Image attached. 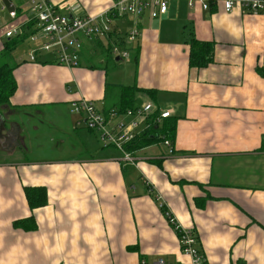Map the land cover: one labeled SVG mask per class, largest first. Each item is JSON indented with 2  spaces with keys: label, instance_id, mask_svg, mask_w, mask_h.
<instances>
[{
  "label": "crops",
  "instance_id": "0c3cea01",
  "mask_svg": "<svg viewBox=\"0 0 264 264\" xmlns=\"http://www.w3.org/2000/svg\"><path fill=\"white\" fill-rule=\"evenodd\" d=\"M50 1L79 3L89 15L114 3ZM0 9L1 52L12 25L33 22L35 30L36 19L28 0H0ZM13 9L17 19L9 15ZM131 29L139 31L134 42L126 35ZM115 30L110 39L124 40L123 49L132 46L137 54L110 73L111 82L104 66L111 55L98 42L86 44L82 64L71 69L46 52L38 62L12 57L17 90L0 121L7 116L12 125L27 128L18 109H35L36 117L49 116L65 125L61 129L77 131L83 144L78 146L90 154L19 161L12 159L17 134H0V151L11 157L0 160V264H159L160 258L193 264L166 211L179 226L194 230L207 264H264V13L227 12L220 2L205 11L170 0L166 14L125 16ZM193 36L214 43L205 67L189 63ZM107 84L155 90L154 96H137V104L154 110L133 117L140 121L135 131L142 132L153 114L156 119L170 111L171 137L160 134L157 142L133 151L129 162L114 147L98 148L71 103L86 97L105 108ZM47 107L51 114L43 111ZM131 117L123 113L118 120L128 123ZM94 134L100 141V133ZM25 185L46 186L48 203L31 209ZM30 216L36 229L14 226Z\"/></svg>",
  "mask_w": 264,
  "mask_h": 264
},
{
  "label": "built area",
  "instance_id": "2783aa9c",
  "mask_svg": "<svg viewBox=\"0 0 264 264\" xmlns=\"http://www.w3.org/2000/svg\"><path fill=\"white\" fill-rule=\"evenodd\" d=\"M170 0H114V3L103 13L98 15L85 14L79 3H66L57 5L50 0H28L33 16L36 19V32L30 36L32 42L42 39L40 49L46 52H53L60 63L69 67L76 66L82 58V50L86 42L108 39L112 30V21L125 16H141L146 11L151 17H158L168 12ZM190 8L200 7L209 11L212 3H222L224 10L231 12L234 9H244L250 13H264V0H185ZM1 13V9H0ZM12 19H17V11L9 13ZM6 31V37H12L20 32V24H15ZM139 31L131 29L128 35L130 41L138 38ZM111 52L120 58H127L128 51L122 50L114 45ZM31 62L36 60V50L28 53ZM153 109L152 104H144L135 107L125 114L132 116L126 123L118 120L113 113L107 119L99 113L93 102L86 98L73 101L72 112L80 116L79 124L88 129L95 130L101 135V142L104 147H115L122 153V160L129 162L133 160V153L126 149V145L139 134L135 131L139 124L137 118L146 117ZM170 111L159 114L156 120L167 118ZM133 117H137L134 120ZM164 144L169 146L170 153H173L170 140L165 139ZM161 207H165L162 202ZM169 222L177 231L183 251L192 258L193 264H207L203 253L197 248V236L193 229L183 228L178 225L174 215L165 212ZM159 264H166L163 258L158 260Z\"/></svg>",
  "mask_w": 264,
  "mask_h": 264
},
{
  "label": "trees",
  "instance_id": "16d2710c",
  "mask_svg": "<svg viewBox=\"0 0 264 264\" xmlns=\"http://www.w3.org/2000/svg\"><path fill=\"white\" fill-rule=\"evenodd\" d=\"M214 3L211 4L210 9H212ZM118 20V19H116ZM116 20L114 19L112 21V30L108 35V42L103 43L101 39L99 40H94L90 42H98L100 44V47L105 49L108 53H110L111 56L115 55L112 54L111 48L114 45L119 46L122 50L123 49V44L124 40H119V41H114L110 39L111 36H114L115 33V22ZM34 23L31 22L27 24V26L22 25L20 26V32H18L15 36L12 37H6L9 38L7 39L5 43V48L0 52V106H5V105H11V98L15 94L17 90V81L14 75V69L17 66V63L12 60V55L11 52L17 47L19 42L29 39L32 34H34V30L32 29V25ZM129 30L127 32V38L129 35ZM124 37L125 41H129ZM29 52L32 50H36V60L34 62L38 61H44L41 58V55L43 51L40 49V45L42 43V39H40L37 42H32ZM86 42L83 50H82V58L81 61L74 67H78L82 64L83 60V55L86 51V44L90 43ZM134 42V41H131ZM189 46H190V56H189V63L192 67H205L209 63L212 62L213 59V50H214V43L209 42V41H202L196 39L194 36L189 38ZM128 51V50H125ZM28 52V53H29ZM50 53L51 55L56 58V54L53 52H46ZM129 53V51H128ZM129 56V55H128ZM124 59V58H121ZM66 66V65H64ZM140 93H145V94H151L154 96L156 94V91L153 89H145V88H140L137 85H121V84H107L106 87V92L104 95V107L105 108H98L97 104L95 101L90 100L93 102L96 110L101 113L105 118H109L110 115L113 113L116 116H119L121 114H125L127 111L135 108V107H140L142 105L137 104V96ZM81 98H86V97H81ZM80 99V98H78ZM76 99V100H78ZM87 99V98H86ZM75 101V100H74ZM73 102L71 103V105ZM72 112V108H71ZM73 113V112H72ZM75 114V113H73ZM155 114H153L149 120L150 124L147 125V127L142 131L139 132L138 135H136L130 143L126 145V149L129 150L130 152L136 151L140 148H143L145 146H149L155 142H157L161 136L160 134H164L165 137L170 138L171 134L175 130V123L174 121H169L168 118H166L163 122L164 124L162 126H156L158 124H155L156 119ZM154 118V119H153ZM79 124V122H78ZM81 125V124H79ZM83 125V124H82ZM84 126V125H83ZM85 127V126H84ZM87 128V127H85ZM92 130V129H90ZM95 131V130H92ZM101 141V140H100ZM102 144V142H101ZM103 145V144H102ZM112 147V146H110ZM115 148V147H114ZM24 192L29 204V207L31 209H35L38 207L45 206L48 203V192H47V187L46 186H30L26 185L24 186ZM200 199H197L196 202L199 203ZM14 226L17 228H21L23 230H32L37 228V224L35 221L34 216H30L24 219H18L14 222ZM198 239V237H197ZM135 248V247H133ZM197 248L201 253L202 249L200 248V242L198 239L197 242Z\"/></svg>",
  "mask_w": 264,
  "mask_h": 264
},
{
  "label": "rangeland",
  "instance_id": "374dc122",
  "mask_svg": "<svg viewBox=\"0 0 264 264\" xmlns=\"http://www.w3.org/2000/svg\"><path fill=\"white\" fill-rule=\"evenodd\" d=\"M29 4V2H28ZM15 10V9H13ZM12 12V10L10 11ZM18 16V14H17ZM12 20V19H11ZM20 24V23H19ZM11 27H16L15 24ZM10 27V28H11ZM36 32V29L34 30ZM34 32V33H35ZM6 35V34H5ZM14 34L13 36H15ZM32 43L29 39L23 40L19 42L17 47L12 51V57L16 60L23 56H27L30 50ZM129 56L124 59L116 60L114 56H109L107 63H104V66L107 67V71L109 72V82L110 81V73L115 70L118 66H123L126 62L134 61L136 58V50L130 46L128 47ZM53 56V55H52ZM12 58V60H14ZM60 58H52L53 62L64 65L60 63ZM68 68H75L69 67ZM6 106H0V112L7 113L9 111V107L4 109ZM14 109V108H13ZM11 110L12 112L15 110ZM154 110V108L152 109ZM18 113H20L21 117H23L24 121L28 122L27 128L25 124H23V128L21 125L17 124L12 125L13 118L10 119L6 116L3 120L0 121V134L12 132V135L18 136V146L16 151L14 152L15 157L13 156L12 159L17 158L20 160L26 161H46V160H54V159H69V158H78V157H86L87 153L90 152L85 151L84 149H80L78 145L83 146L80 140V134L76 133L77 131H69L64 130V124H59L56 120L51 119L49 116L46 117H36V110L32 108L25 109H18ZM45 113L51 114V107L44 108L43 110ZM32 113L31 119H29V115L25 116L23 113ZM171 113V112H170ZM3 117V116H2ZM27 117V118H25ZM2 119V118H1ZM40 125V126H38ZM2 128V131H1ZM88 129V128H86ZM90 130V129H88ZM91 133L89 134L92 142L95 143L98 148H100V141L97 138L96 134L97 131L90 130ZM16 132V133H15ZM94 132V133H92ZM101 138V135H100ZM110 147V146H109ZM11 159L6 152L0 151V160H8ZM26 186V185H25ZM44 186V185H39ZM24 189V187H23ZM26 196V195H25ZM27 199V198H26Z\"/></svg>",
  "mask_w": 264,
  "mask_h": 264
},
{
  "label": "water",
  "instance_id": "95a60500",
  "mask_svg": "<svg viewBox=\"0 0 264 264\" xmlns=\"http://www.w3.org/2000/svg\"><path fill=\"white\" fill-rule=\"evenodd\" d=\"M118 59H120V57L119 56H116V60H118Z\"/></svg>",
  "mask_w": 264,
  "mask_h": 264
}]
</instances>
